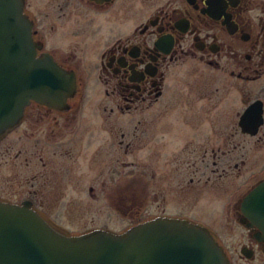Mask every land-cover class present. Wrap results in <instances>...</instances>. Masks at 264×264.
<instances>
[{"label": "flooded vegetation", "instance_id": "flooded-vegetation-1", "mask_svg": "<svg viewBox=\"0 0 264 264\" xmlns=\"http://www.w3.org/2000/svg\"><path fill=\"white\" fill-rule=\"evenodd\" d=\"M24 13L39 53L72 72L76 89L55 107L31 102L0 143L22 129L32 142L54 139L55 172L64 185L69 175L83 179L91 203L104 197L109 210L130 220L124 230L94 226L81 234L186 220L210 231L229 264H264V228L242 208L264 184V0H24ZM28 120L50 122V132L28 133ZM10 152L2 156L13 159ZM142 156L151 174L127 176L125 183L117 177L97 189V174L108 164L119 176L124 167L138 172ZM160 163L172 169L161 173L164 187L156 190L150 181ZM234 180L240 183L230 186ZM165 187L180 198L168 200ZM38 189L0 200L30 204L53 228L76 235L64 231ZM218 194L227 196L222 211L213 213L211 204L204 212L203 196ZM200 214L216 219L220 230ZM231 219L242 233L228 229ZM230 240L239 241L232 252Z\"/></svg>", "mask_w": 264, "mask_h": 264}, {"label": "water", "instance_id": "water-1", "mask_svg": "<svg viewBox=\"0 0 264 264\" xmlns=\"http://www.w3.org/2000/svg\"><path fill=\"white\" fill-rule=\"evenodd\" d=\"M24 0H0V138L19 125L32 101L49 107L73 95L74 74L49 53L38 54ZM252 225L264 228V184L243 202ZM0 264H229L209 231L161 218L123 234L65 235L30 204L0 201Z\"/></svg>", "mask_w": 264, "mask_h": 264}, {"label": "rangeland", "instance_id": "rangeland-1", "mask_svg": "<svg viewBox=\"0 0 264 264\" xmlns=\"http://www.w3.org/2000/svg\"><path fill=\"white\" fill-rule=\"evenodd\" d=\"M50 25H48V29L45 31L49 34ZM46 33L44 35H46ZM91 61V60H90ZM92 62V61H91ZM88 69V77L90 80L93 79L95 75L96 67L92 62L87 66ZM93 121L96 123V118H92ZM32 122V121H31ZM27 121L26 125H28V133L39 131L50 132V122H46L45 125H42L39 122H34L33 124ZM39 134V133H38ZM27 134L24 129L19 130L15 134L11 135L10 138L2 140L0 143V195L1 196H9L11 193L26 191L27 189H34L36 190L38 186L42 185V189H38L39 193V200H42V195H45L43 201L45 207L49 212L53 213L55 217L63 224L66 228L64 231L72 234H81L85 230L90 227L94 226H108L114 227L116 230H124L125 226H128L130 220L126 217H122V213L115 212L113 210H109V206L106 205L104 201V197L96 198L98 201L91 203L90 198H88L86 190H84L83 183L77 179V177L69 175V178H75L69 182L65 180V183L70 186L64 185V178H59L55 172V169L59 167V162L53 159L54 156V139L51 142H46L45 139L42 137H38L37 140L33 142L27 138ZM37 136V135H36ZM29 141V142H28ZM11 149L10 155L14 156L13 159H9L10 156L4 158L2 155L5 153L7 148ZM17 154H21L19 157H15ZM143 160L140 159V165L136 170H130L126 167L123 169V173L119 176V173L116 174V171L111 172V164H108L106 168L97 174V179L95 180V184L98 190L102 189V185L104 182V186L109 188L111 184L115 183L117 177L123 178V183L126 182L127 176L132 177L141 174H151L149 170V163L147 162L148 159L146 156H142ZM28 159V165H27ZM9 160V162H7ZM47 165H45V164ZM156 172L157 177L155 181H150L153 188H163L164 186L160 185L161 180V173H168L170 169V165L160 163L156 164ZM210 169L213 168L212 165L209 166ZM125 172V174H124ZM147 178V176H146ZM90 179V178H89ZM76 184V182H78ZM94 181V179H93ZM35 183V184H33ZM71 183V184H70ZM230 186L234 184H239L240 181H231L228 182ZM175 184V183H172ZM171 184V185H172ZM34 185L35 187H33ZM67 187V189H66ZM163 192L167 193V199L176 200L180 197L169 194L171 191L169 187H165ZM161 191V192H162ZM16 195V194H15ZM100 197V196H99ZM188 197V196H187ZM110 198V197H108ZM203 204L201 208L203 211H206V208L209 205H213V213L221 212L225 203H227V196L224 195H213L210 198L205 195L203 196ZM92 199V198H91ZM193 198H190V201ZM172 206V205H171ZM198 205H196L197 207ZM195 208V207H194ZM146 209V208H144ZM148 209V208H147ZM177 206H174L172 210H177ZM193 209V208H192ZM167 210L169 211V206H167ZM196 211L199 210V207L195 209ZM191 211V210H190ZM217 211V212H215ZM200 217L208 221L213 228V231H219L221 226L217 223L216 219L209 215H201ZM216 218V217H215ZM227 219V216H226ZM233 219L229 222L228 229L234 228L233 227ZM235 234H240L243 231L240 229H233ZM238 240H230L225 245L231 249H236L238 247Z\"/></svg>", "mask_w": 264, "mask_h": 264}]
</instances>
